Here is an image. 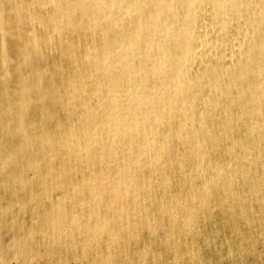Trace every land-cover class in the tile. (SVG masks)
<instances>
[{"label":"rangeland","instance_id":"obj_1","mask_svg":"<svg viewBox=\"0 0 264 264\" xmlns=\"http://www.w3.org/2000/svg\"><path fill=\"white\" fill-rule=\"evenodd\" d=\"M14 1L19 2V3L22 2V3L26 4L28 1H31V0H0V7L1 8L5 7L7 9L10 6V4H12ZM262 1L264 2V0H262ZM32 11L28 12V14L27 13L25 14L27 17L26 19H24L25 15H23L22 16L23 20H21L19 22L15 21V23H17V24H15V26L12 28V34L9 31L11 35H14L15 32L17 31L19 34L23 35L24 37H27L26 33L28 31L30 32L32 30V32L34 34H36L38 36V38L40 37L39 49L42 52L38 53L37 56H34L30 63H25L27 61V60H25V57L18 56V54H17L18 53V47H17V45L10 43V40L12 38L9 36L8 32L5 33L4 35H2V37L0 36V41H2V43H0V101L2 100L0 102V127L2 125V127L0 128L1 129L0 130V147H1L0 148V264H264V243H263L264 232H262V230H264V217H262V219H261V216H264L263 215L264 214V211H263L264 210V203L262 202L264 200V193L262 192V191H264V189H263L264 188V186H263L264 182H262V181H264V167H263L264 166V160H263L264 159V155H263L264 154V139H263L264 138V120H263V117H264L263 109L264 108L261 107V105L264 107V105L262 103L264 101V96H263L264 93L263 94L261 93V91L264 92V90H263L264 85H261L260 83L255 82V79H254V77L259 78L260 76H262V74L264 72V63L260 68L258 67V64H255L254 66H250L252 72H249L248 75L249 76L252 75L253 78H251L252 79L251 82H247V83L246 82L244 83L243 80H241L244 83V85H242L241 81H235V83H230L228 79L230 78V76H232V74L234 75L233 77H238L239 75L243 74L244 72H245L244 74H246V72L248 73V71H250V68H247V67H249V65L248 66L245 65L243 67L241 74H238L239 72L235 69V67H232L233 69L229 67V68H227L228 70L222 71V74L220 75V77L222 76L221 78L219 76L216 77V75H215L216 72H219L218 71L219 69H216V68L223 67L224 63L227 62V59L226 60L222 59L224 61H222V60L216 61V59L213 55L216 53L219 54L220 52H224V51L227 52V48H230V42H228L229 43L228 44L227 41H230L231 39H234V38H240L237 36L238 34H235L234 33L235 31L233 29H231V30L229 29L230 31H228L229 33L227 34L228 38L224 36V37H222L224 39H222V38H218L220 35L213 33V29L207 30V32H208L207 36H206L207 40L211 38V41H213V40H215L213 38L216 37L219 39V40L217 39L216 41L221 43V44L223 43L222 45L225 47H222V45L221 46L217 45V47H215L216 49L214 48V50H212V51L210 49L209 54H208V52H206V55L204 57L206 59L203 58L204 60H207V57H208L209 62L207 64L202 65L198 61H196L194 63L196 67L190 68V70L193 69L192 71H190L188 69L189 70L188 74H187L188 77L191 78V80L193 79L192 81L193 82L195 81V84H196V82L198 83L195 86V85H193L194 83L190 81V83H189L190 86L189 85L187 86L188 91L185 90L188 92V94H187V92L184 91L183 93L186 95V97L182 96L183 97L182 98L180 96L182 99L185 98L188 101H186L184 99L185 103L179 104V100H176L177 99V97H176L177 95H176L173 98H171V102H170V104L172 106L174 104L173 107L179 106L180 110L184 111V112H182L183 114L191 115L192 112L195 113L196 112L195 110H197L199 115L197 112H196V114H193V118H191L190 121L188 122L189 123L188 127L183 128V125H185L184 118L182 117L183 119L182 118L178 119L179 123H180V126H178V124H179L178 120H177V122H176V120L174 122L172 121V119L174 117V115H173L174 113L173 114L171 113L168 116L169 118L167 117L169 123L165 122V124H164L165 126L163 125L164 127H162L160 125L157 128H154L152 131H150L153 136L151 135V133H150V135L149 134L147 135L148 138H152V139L154 138L153 140L156 141V145H155L154 149L158 150V151L156 150V152H159V153L162 152L161 153L162 158L159 157V159H156L155 161H154V159L150 160L151 162L148 161L149 163L147 162L148 164L147 163L145 164V160L143 158L144 157L143 152H140L141 156L139 154L137 165L136 164L130 165L134 171V172H132V176L135 175L136 178H135V176H133V178H131L132 182L130 181V178L120 180L121 183L116 180L117 183L115 186L114 184L116 181H112V184H110L111 180H115V178H114V174L111 173V172H114V170H113L114 167L111 164V162L109 161V155L110 154H108L107 148H102V152H100L101 150L99 151L100 155H102L103 158L105 157L104 160H102L101 164L93 165L92 164L93 157H94V155L97 154L96 149H94L95 147H92L93 149H91L90 146H87V154H88L87 158H80V160H78V159L76 160V156H74L73 154L70 155V153L66 150L65 145L62 146L60 144L57 147L54 146V147H51L50 149L47 148V150L45 149L46 151L43 149L41 150V148L38 147L39 145L37 144L38 140H37L36 134L37 133L41 134V132L46 133L48 135V137L54 141L57 140V138L59 137L58 133L60 132L64 136V137H62V143H64V144L69 143L68 142V140H69L68 137H70L68 134L69 131L67 132V129L64 128L65 124L68 122L66 120H67V118H70L72 121L77 119L78 117H80L82 115L83 111H81V107H77L76 109H72V111H61L60 109H58L60 102L64 101V99H65V96H62V94L64 95V93H63V90L60 86L61 85L60 82H62V78H65V76H67L70 79H74L78 76L76 73L73 74L69 70V64L73 63V60L65 58V56H68V53L70 52V49H71L68 47L69 43L63 42L61 45H59V47L62 48V52L64 53V57H63L64 62L59 60V58H58L59 56L56 53V51L58 50L57 49V47H58V45H57L58 44L57 32L60 31V33L64 35L63 37L65 38V41H68V40H70V38H69V36L71 35L70 33H72L71 30L69 31V29L63 25V23H60L59 25H57V27L47 28V30H44L38 24H36L38 22V20H40L36 16L40 15V16L48 18L49 15H47V11L45 12L44 10H41L40 8H36V9L34 8ZM33 17H35L36 19L33 20L32 25H31V24H29L30 21H28V20H29V18H33ZM252 18H248L249 19V21H247L248 23L245 22L247 24L246 28L242 29V30L248 32L247 34H249L251 32L249 34L251 36V38L249 35H248L249 38H247L249 40L248 43L250 45L252 44L251 46H257L256 44L259 45L260 43H262L264 41L263 40L264 38H261V36H260L261 33H263L262 31L264 30L263 29L264 25L260 22V20H258V16L256 18L255 17L253 18L254 20L256 19L255 21H252L253 20ZM4 20L7 21L8 23H10V25H11L13 23L12 21L16 20V18L15 19L5 18ZM250 21H252V22H250ZM33 24L35 25L34 27H36V26L37 27L32 28ZM248 24H249V26H248ZM258 25H261V28ZM262 25H263V27H262ZM215 27H216V25H215ZM253 29H254V34H252ZM214 30L217 32L216 28H214ZM76 33L79 34L78 32H76ZM230 33H232V34H230ZM238 33L244 34L245 32L243 33V32H241V30H239ZM257 33H258V37L261 39L260 41L257 40V39H259L258 37H256ZM212 34L214 36H212ZM72 35H74V34H72ZM46 36H49L50 38L45 41ZM50 39H52V40L49 42ZM221 39H222V41L224 40L225 43L222 42ZM3 40H4L5 44H3ZM250 40L253 43L252 42L250 43ZM226 44H228V46H226ZM168 45L170 46L171 43ZM175 45L176 44L174 43L171 46L175 47ZM219 46L221 48H219ZM218 49H219V52H218ZM204 53L205 52H203L202 56H204ZM210 55L213 58L210 57ZM251 57H253V59H257L256 60L257 62H258L259 58L264 62V60H263L264 54L260 53V51H256L255 49H253V52H251ZM181 61L182 60L176 59L175 60L176 64L174 63V65H180V63H182ZM214 62L216 64H214ZM219 63L222 64V66L218 65ZM208 66H210V68H208ZM218 66H220V67H218ZM255 66H257V67H255ZM195 68H196V70H194ZM211 68H212V70L207 71ZM32 69L34 70V73L39 74L38 76L40 79L37 80L36 77H34V79L32 78ZM213 69H214V71H213ZM82 70H84V68ZM205 72H208V74H209V75L207 74L208 79H207V77H205L206 75H204V74H206ZM189 73H190V75H189ZM40 74H41V76H40ZM63 74H65V75H63ZM193 74L195 75V78H194ZM202 74H203V76H201ZM212 74H214L215 76L214 75L213 76L216 78L211 77ZM257 74H259V75H257ZM198 76H199V79H198ZM226 78H228V79H226ZM197 79H198V81H197ZM213 79H218V80H216V82L213 83V81H212ZM50 80H51V82H50L51 84L49 83ZM208 80H211V81L208 82ZM90 81H91V79H90ZM203 81H205V83ZM91 82H94V80ZM218 82L220 84L222 82H224V83L222 85H219ZM226 82H227V84L230 83V86H232V84H233V87H232L233 89L230 88V86H229L224 91V93H222L221 92L222 87H225L227 85V84H225ZM16 83L17 84L19 83V85L17 86ZM24 83L26 84V86ZM27 83H29V84H27ZM191 83H192V85H191ZM239 83L242 87L239 85ZM250 83H251V86L249 85ZM90 84H92V83H90ZM234 84L236 86H234ZM255 84L257 87L254 86ZM259 84H260V86H259ZM262 84H264V83L262 82ZM218 85H219V87L222 86L220 88V91L215 90L216 91L215 92L214 90H212L213 87H211V86H214V88H216V86H218ZM191 86L199 88L200 90L199 89L193 90L195 88L192 89ZM204 86H206V87H204ZM208 86H209V88H208ZM248 86L252 87V88L256 87L258 92H257V90L255 91V89L253 92H249ZM261 86H263L262 90H260ZM88 87L89 86H87V88ZM219 87H217V89ZM239 87L242 88L243 90H241ZM23 88H24V90H23ZM25 88H26V90H28V92L25 90ZM145 88H146V86L143 87L142 89H145ZM201 88L204 90V92H203V90H201ZM206 88L209 90H207ZM235 88H238L239 90L235 89ZM43 89H44L45 94L43 93ZM228 89L231 91V92L229 91V93H227V94H229L230 97L227 96V94H225V92H227ZM244 89H245V91H244ZM145 90H143L142 93H145L146 92ZM189 90H191L192 92H189ZM197 91L200 93H198ZM207 91H209V92L206 94V96H204V94ZM234 91L238 93L239 98L236 97L237 95L234 94L235 93ZM240 91H241V93H240ZM242 91H243V96H242ZM219 92L221 93V95H218ZM189 93H192V94H189ZM195 93H198V94H195ZM210 93L212 94V96H209V95H211ZM20 94L21 95L24 94L27 96V98L26 97L24 98L25 99L24 102L22 101L24 95H22V98H19V97H21ZM193 94H195V95H193ZM260 94H262V95H260ZM179 95H181V93L178 94V96ZM196 95H198V96H196ZM231 95H232V97H231ZM234 95L237 99L235 97H233ZM251 95H252V99L250 98ZM13 96H15V98ZM42 96H43L45 102L43 104H40L38 102V100ZM195 96H196V98H195ZM200 96H202L201 99L203 98L202 99L203 101L199 100ZM207 96H208V98H212V99H209V100H208V98L205 99ZM214 96H216V97L214 98ZM162 97L167 98V95H163ZM260 97L262 98L263 101L260 99ZM16 98H17V100H16ZM80 98L82 99V101H81L82 103L87 104V103L91 102L90 100L88 101V99L85 98V95L80 96ZM224 98H226V99L224 100ZM253 98H254V100H253ZM9 99L11 102L9 101ZM26 99H28V100H26ZM18 100L23 102V104H22L23 106L18 105V103H17V102H19ZM195 100L199 104L194 103ZM207 100L209 101V103H207L208 102ZM216 100L217 101L220 100V101L217 102ZM221 100L222 101L224 100V102H222ZM27 101L28 102L30 101L28 106L24 104ZM230 101L232 103H230ZM234 101H236V103ZM188 102H189V105H187V107H188V109H187V107H185V106ZM248 102H250V104ZM190 103H191V105H190ZM200 103H203V104L200 105ZM205 103H207L208 106L211 105V107L208 108L207 104H205ZM223 103L226 105H229V106H226ZM252 103L254 104V106H252ZM204 104H205V106H204ZM220 104L222 105V107H224V109L221 107ZM259 104H261V105H259ZM202 105H203V107H202ZM212 105L214 108L212 107ZM257 105H258V107H257ZM215 106L217 107V109ZM200 107L206 108L207 111H204L205 109L201 110ZM218 107L219 108L221 107V108L219 109ZM255 107L258 110L259 109L260 110L259 111L256 110ZM18 108L19 109L22 108L21 109L22 112H20ZM211 108H212V110H211ZM227 108H229V109L226 110ZM213 109H215V111H217V114ZM242 109L243 110L245 109V111H243ZM252 109L255 112H252ZM222 110H224L223 113H225V114H222ZM187 111H189V113L190 112L191 113L189 114ZM211 111H212V113H211ZM228 111H230V112H228ZM256 111H258V115H257ZM226 112H228V113L226 114ZM240 112H242V113H240ZM204 113H206V114H204ZM259 113H260L261 117H260ZM41 114H45L46 116H50L49 120L47 119L46 121H43V119L41 118ZM218 114H220V115L218 116ZM228 114L230 115V117L227 116ZM241 114L244 115L245 117L244 116L241 117ZM17 115H18V117H16ZM19 115H21V117ZM31 115H32V117H31ZM203 116H204V119H203ZM211 116L214 118H212ZM231 116H233V118L235 117L237 120L233 119ZM62 117H64V118H62ZM207 117L211 122L214 121V119L217 120L218 122L214 121V122H216V125H215L214 122H212L213 123L212 124L210 121H208V119H207V121H204V120H206ZM228 117L230 118V120ZM237 117L240 118L241 120H239ZM31 118H33V119H31ZM16 119H19L20 122L17 121ZM196 119H198V120H196ZM257 119H258V121L260 119V122L256 123L255 121H257ZM224 120H226V122L229 121L228 124ZM234 120H236L237 122ZM47 121H48V123H47ZM53 121H57V122L53 123ZM198 121H200V123ZM201 121L206 122V123L205 124L201 123ZM16 122L20 123L19 124L20 126L18 125V123H17V125H18L17 126ZM233 122L236 125L231 124ZM166 123L169 125L166 126L167 125ZM254 123L256 125H254ZM200 124L208 127L207 128V127L202 126L203 128L206 129V131H205V129L203 130V128L200 127ZM208 124H210V125H208ZM211 124H212V126L215 127V128H213L214 130H210L212 128ZM220 124H221V126H220ZM222 125L223 126L226 125V126H224L225 129L222 128L223 127ZM231 125H233V127ZM253 125H254V127L258 128L257 132H255L256 129L253 127ZM57 126H59V127L57 128ZM210 126H211V128H209ZM237 126H239L240 128L239 127L237 128ZM178 127H180V128H178ZM181 127L184 129V130H182L184 133H182L181 131H180L181 133L179 132V130L182 129ZM191 127L193 128L194 132H196V133L198 132V134H202L206 138L209 137V138H207V140H209L210 138H213L215 141H217V142L214 141L215 147L214 146L213 147L215 149L208 148L209 146H208L207 142L210 143V140L209 141L206 140V141H203L201 143H198L192 136L193 134L191 133V131H192ZM216 127L217 128L219 127V128L217 129ZM159 128H161V129H159ZM166 128H168L169 130ZM220 128H222L223 130ZM227 128L228 129L230 128L231 130H228ZM250 128H251V130H250ZM47 129H48V131H47ZM165 129L167 131H169V135L167 137L168 144L165 142L166 141L165 139H163L162 137L160 138V136H161L160 130H162V132H163ZM187 129H188V131H185ZM233 129L235 131L238 130L239 132L236 131V133H235V131ZM20 130H22V131L20 132ZM207 130H209V131H207ZM219 130H221V132ZM262 130H263V132H262ZM49 131H51V132L49 133ZM155 131H158L157 134L155 133ZM172 131H176V132H172ZM63 132H64V134H63ZM171 132L174 133L175 135L174 134L172 135ZM177 132L180 134L176 135ZM210 132H213V134L214 135L216 134V136L212 135V133L210 135ZM8 133H10V134H8ZM20 133H24V135L22 134V136H19ZM154 133L156 134L157 137L155 136ZM207 133H209V134H207ZM225 133H228V134L230 133L231 135L229 134V136H228V134H227V136H226ZM7 134L10 137H8ZM222 134H223V136H222ZM219 135L221 136V139H220ZM17 136H19V137H17ZM176 136H178V137H176ZM238 136H240L241 138H239ZM216 137H218V138H216ZM226 137H227V139H226ZM237 137H238V140H237ZM176 138H177V140H175ZM229 138H231V139H229ZM249 138H250V140H248ZM260 138H261V140H260ZM224 139H225V141H224ZM239 139L241 141H243V140L245 141L247 139L245 142H248V143H245L244 141H243L244 143H242L240 141V143H242V144H240ZM17 140H19V141H17ZM123 140H124V138L120 137L119 142L116 143V146H117V148H119L120 144H122L120 147L123 146V149L126 147V149H124V150L122 149L123 150L122 152H125V153L123 154L122 152H119V154L121 156L119 154H117V155L115 154L114 156L110 155V157L113 158L114 160L116 158L119 160L118 164L121 166V168L123 166L124 167L129 166L127 164L126 160H127L128 156L132 154L133 150H137V148L142 149V147H139L140 145L138 142L135 144V142L139 140L138 138H135L132 141L133 145L128 146L129 148H127V145H124L125 142ZM219 140H220V142H219ZM227 140H228V142H227ZM235 140L237 142H235ZM221 141H224L225 144H223L224 142L222 143ZM231 141H232V143H234V142L235 143L232 144ZM22 142H23V144H22ZM177 142H178V145H177ZM230 143L232 144V146ZM253 143H254V145H253ZM258 143H263V144L259 145ZM226 144L231 146V147L229 146V148L231 149V151L233 150L232 153ZM192 145L195 149L196 148L204 149L205 155L203 157L207 161L203 162L201 159V155H198L194 152L197 158L195 157V155L192 153L193 151H190ZM234 145H235V147H234ZM180 146H182V147H180ZM184 146H186V147H184ZM217 146H219V147H217ZM242 146H243V148H242ZM248 146H250V149H248L249 152H252V153H249L247 151V148H249ZM259 146L261 148H259ZM8 147H9V149L7 150ZM24 147H26V148H24ZM206 147L208 149H206ZM254 147L256 149L257 148H259V149H257V150L255 149V152H254ZM20 148H21V150H20ZM132 148H134V149H132ZM177 148H179V150ZM219 148L221 151L218 150ZM141 149H140V151H141ZM172 149L177 150V151H173ZM260 149L261 150L263 149V151H261ZM184 150H186V151H184ZM42 151H44V153ZM148 151H149V155L151 153H154L152 150H148ZM166 151H168V152H166ZM187 151H188V153H187ZM214 151L216 152V154H214L215 153ZM223 151H227L228 156L226 155V152H223ZM239 151H243V153L239 152ZM174 152H176V153H174ZM183 152H184V154L185 153L186 154L184 155ZM245 152H246V154L244 155ZM1 153H3V154H1ZM27 153H29V154H27ZM237 153L240 155V156L238 155V157H240L244 160H242L240 158H239L240 160L239 159L237 160V158H238L236 156ZM255 153H256V157L253 156V155H255ZM257 153H259V154H257ZM261 153L263 156L261 155ZM64 154H65V156H64ZM178 154H180V155H178ZM182 154L185 157L182 156ZM242 154L244 156H246L248 154L249 157L248 156L244 157ZM192 155H194V157ZM207 155L210 157H208ZM171 156H173L174 159ZM175 156H177L178 157L177 159H179V160H177ZM250 156L252 157V159ZM257 156H258V158H257ZM259 156H260V158H259ZM230 157H233V159H231ZM160 158L163 159L162 160L163 162L160 161L161 160ZM182 158L183 159L186 158V159L182 160ZM195 158L198 160H195ZM122 159H124V160H122ZM214 160H215V162H214ZM240 161H242V163ZM252 161H253V163H252ZM261 161H262V163H261ZM156 162L158 164H156ZM161 162L164 164H162ZM178 162L180 164L179 166L177 164ZM199 162H201V163H199ZM207 162H208V164H211L210 165L211 168L209 165H207ZM106 163L108 165H106ZM143 163H144V165H142ZM190 163H192V164H190ZM221 163H223V165ZM227 163H229V166ZM230 163H232V164H230ZM41 164H42V166H41ZM174 164L176 166H174ZM182 164H184V166ZM193 164H199L200 166L202 164H204L202 166H205V165L206 166L205 167L201 166L202 167L201 168L198 165V167H199L198 168V167H195L197 165H193ZM234 164H235V166H234ZM238 164H239V166H238ZM253 164H256V165L253 167ZM139 165H141V166H139ZM161 165L164 166L165 168L161 167ZM191 165H193V166H191ZM218 165H219V167H218ZM246 165H248V167ZM38 166H41V167H38ZM96 166H98V168ZM223 166H224V168H223ZM256 166L259 168L257 169ZM124 167H123V169L125 171L126 168H124ZM154 167H159V168L155 169ZM172 167H174V169ZM181 167L183 170L181 169ZM225 167L230 168L231 170H233V169L234 170L231 171L230 169L229 170L227 169V171H224L226 169ZM239 167L243 168V171L241 168L239 169ZM255 167H256V169H255ZM95 168H97V169H95ZM171 168H172V170H171ZM186 168H188V169H186ZM190 168L191 169L193 168L192 169L193 171H191ZM207 168L209 170H213V171L217 170L216 172L219 171L218 174H220V175H218L216 172H214L217 175L214 174V176H213V171H209V170H207ZM249 168L251 169L250 171L248 170ZM105 169H106V172H105ZM136 169H137V171H138V169H140V171L135 172ZM175 169H177V172ZM235 169L239 170V172H237V170H235ZM90 170L93 172H95V170H96V172H98L97 173L98 176L96 175L93 178L90 177L89 176ZM142 170H143V173L145 174V176L148 174L151 176V178H150V176L148 177V175L146 176L148 178H146V177L143 178L144 174H141ZM189 170L191 172H189ZM222 170H223V172H222ZM252 170L254 171V173H256L255 175H254ZM155 171H157V172H155ZM158 171H159V173H158ZM206 171L208 174H206ZM230 171L233 174L229 173ZM244 171L246 172V174L248 173V176L245 174ZM166 172H168L169 175L172 176V178ZM225 172H228L227 173L228 177H227ZM251 172L253 173L252 174L253 176L251 175ZM258 172H260V173H258ZM106 173H109V176ZM139 173H140V176H138ZM112 174H113V177H112ZM160 174H162V175L164 174L162 178H161L162 175H160ZM196 174L197 175L199 174V175L197 176ZM202 174H203V176H202ZM229 174H231V175H229ZM57 175H58V177H57ZM85 175H86V177H85ZM174 175H176V176H174ZM234 175H236V176H234ZM240 175L242 178H240ZM260 175H262L263 178ZM75 176L76 177L79 176L80 178L79 177L76 178ZM88 176H89V178H88ZM106 176H107V178H106ZM141 176H142V178H140ZM173 176H174V178L176 177L175 178L176 180H178L179 182H182V183H179L178 181L173 179ZM223 176H226V177H223ZM98 177L99 178L102 177L101 181ZM167 177H168V179H167ZM184 177L186 178L185 181H184ZM196 177H198V178H196ZM243 177H245V178H243ZM252 177H253V179H252ZM108 178L111 180H109ZM137 178H138V180H137ZM157 178H159V179H157ZM164 178H166L167 180ZM212 178H214V179H212ZM257 178L259 181H257ZM103 179H104V182H103ZM134 179H135V182H134ZM169 179L171 182H169ZM204 179H205V181H204ZM218 179L221 181H218ZM245 179L248 181H245ZM250 179H251V181L253 180L252 181L253 185H252ZM127 180H129V181H127ZM139 180L141 182H139ZM149 180L151 181V183L149 182ZM154 180L158 186L155 184V182L152 183ZM193 180H195V181L198 180V181L195 182ZM212 180L215 183L212 182ZM240 180L242 182H239ZM98 181H100V183ZM123 181H127V182L123 183ZM163 181L165 182L166 185L162 184ZM209 181H210V183H209ZM223 181L225 182V184L223 183ZM235 181H237L238 183H236ZM83 182H84V185H83L84 187L86 185L88 186L87 189H84L81 186L83 184ZM113 182H114V184H113ZM157 182H159L161 184H159ZM175 182L176 183L178 182V183L175 185ZM188 182L190 184L192 182L191 186ZM200 182H201V184H200L201 186L197 185ZM216 182H221V183L217 184ZM244 182H246V183H244ZM107 183L110 185L108 186ZM139 183L142 185H140ZM143 183L145 185H146V183L147 184L150 183L151 185L149 184L150 186H148V185L144 186ZM171 183L173 186L171 185ZM226 183H227V185H226ZM229 183L231 185L233 184L235 186H233V185L231 186ZM101 184L103 185L104 188L102 187ZM131 184H133V185H131ZM152 184H154L155 186H153ZM202 184H204V185L202 186ZM243 184H244V186H243ZM111 185H113V186H111ZM123 185H128L129 188H124ZM210 185H211V188H210ZM246 185L248 186L247 188H246ZM147 186L150 188L149 189L145 188ZM161 186H162V188L160 189ZM193 186L195 187V189ZM220 186L222 187L221 190H220ZM226 186H228V187L226 188ZM229 186H231V187L229 188ZM58 187H59V190H57ZM114 187H116V188H114ZM132 187H134V188H132ZM139 187H140V189H139ZM156 187L158 188V190ZM212 187H214V188H212ZM235 187H238V189H240L241 191L239 190V192H238V189ZM250 187L252 189H254L255 191L252 190ZM93 188H95V189H93ZM105 188H106V190H105ZM108 188L110 189L111 193L109 192ZM167 188L169 190L170 189L171 190L168 191ZM197 188L199 189L198 191L196 190ZM202 188L206 189V190H202ZM217 188H219V190ZM64 189L66 192L64 191ZM133 189H135V191L137 190V192L135 193V191ZM208 189H209V191H207ZM250 189H251V191H250ZM87 190H88V192H87ZM90 190H92V191H90ZM96 190L97 191L99 190V191L96 192ZM116 190H117V192H116ZM152 190H153V193H152ZM193 190H194V194L196 195L195 196L196 198L194 197V200L192 197L194 195V194H192ZM200 190H202L201 193H200ZM222 190H224V191H222ZM226 190L230 191V192H227ZM242 190H244V191H242ZM247 190H249V191H247ZM163 191L166 195L163 194ZM187 191L188 192L190 191L191 193H188ZM257 191L261 195L258 194ZM142 192H143V194L146 192L148 197H147V195H143ZM159 192L162 195V198H161V195L159 194ZM224 192H227V196H226V193H224ZM247 192H248V194H246ZM98 193H99V195H98ZM100 193H103L104 195H102V194L100 195ZM106 193L107 194L110 193L109 194L110 196H108ZM123 193H124V195H123ZM131 193H133L132 194L133 196L131 195ZM168 193L170 195H168ZM234 193H238L240 195H238V194L234 195ZM121 194H122V196H121ZM140 194H142V195L140 196ZM153 194L159 195L160 198L156 195H153ZM231 194H233L232 197H231ZM253 194H254V196H253ZM256 194H258L257 195L258 197L256 196ZM117 195H119V198ZM171 195H173V196H171ZM189 195L190 196L192 195V196L189 197ZM199 195H201V196L199 197ZM208 195H210V196H208ZM111 196H112L113 200H112ZM134 196H135V198H134ZM167 196H168V198H170V201L168 200ZM228 196L230 198H228ZM239 196L241 199L238 198L239 199L238 200L237 197H239ZM255 196L257 198L256 200H255ZM145 198L146 199L148 198L149 200L147 199V201H146ZM158 198L160 199V201H158ZM175 198H176V200H175ZM191 198H192L193 203L191 201ZM212 198H214V200ZM97 199H99V200H97ZM128 199H130V200H128ZM139 199L140 200L142 199L141 200L142 202ZM181 199H182V201H181ZM208 199H209V203L207 201ZM230 199H231V202L229 201ZM242 199H245L244 200L245 202L248 199L249 202L247 201V203H249V204L241 201ZM116 200H117V202H116ZM150 200L155 202V204L153 202H150ZM185 200H188V201H185ZM198 200H200V202ZM210 200H212V202ZM222 200H224V201H222ZM226 200H228L227 203H226ZM86 201L88 202V204ZM111 201H112V203H111ZM167 201H169V202H167ZM194 201L196 204L194 203ZM93 202H95L94 205H93ZM159 202H161V203L159 204ZM185 202H187L188 205H186ZM202 202H203V205H200L199 203L202 204ZM221 202H223V203H221ZM96 203H97V205H96ZM120 203H121V205H120ZM230 203H231V207L229 206ZM235 203L237 206H239V208H236L237 206L235 205ZM256 203H258V204H256ZM156 204H158L159 207ZM161 204L166 207V208L163 207V208H165V210H162L163 208H161V206H162ZM178 204H180V206ZM198 204L200 207L198 206ZM205 204L208 206L205 207L206 206ZM227 204H228V206H227ZM240 204H244L245 206L240 205ZM183 205H184V207H183ZM232 205L236 206L235 208L237 209V211L235 210V208ZM249 205H250V207L251 206L252 207L249 208ZM241 206H243L245 208L243 209V207H241ZM50 207H51V209H50ZM185 207H187V208H185ZM212 207H213V209H212ZM227 207H230V208H227ZM112 208H114V210L116 209L117 212H115L116 210L114 211ZM178 208L181 210H179ZM182 208H183V210L184 209L185 210L183 211ZM195 208H197V209H195ZM255 208L258 212H256V210L254 211ZM54 209H55V211H54ZM155 209H157V210H155ZM166 209H169V211ZM186 209H188L187 212H186ZM229 209L230 210L232 209V210L230 211ZM239 209H241V210H239ZM259 209H261V210H259ZM170 210H172L173 212ZM220 210L221 211L223 210L222 212H224V213H222ZM110 211H111V215H110ZM158 211H160V212H158ZM181 211L185 214L181 213ZM232 211L235 214H233ZM118 212H120V214ZM164 212H166L167 214ZM220 212L222 213V215ZM179 213H180V216L177 215ZM242 213H245V214L248 213V215L245 216V214H242ZM223 214H225V215H223ZM236 214H237V216H234ZM175 215H177V216H175ZM211 215H212V217H211ZM227 215L228 216L230 215V216L228 217ZM183 216H185L186 219L183 218ZM221 216H222V218H221ZM257 216H260V217L258 218ZM87 217H88V219H87ZM171 217H173L174 220ZM190 217H191V219L193 217V220H191ZM239 217L243 220H240ZM246 217H247V220H245ZM117 218H119L118 219L119 221L117 220ZM175 218L179 219V220H176ZM180 218L181 219L183 218V219L181 220ZM248 218L250 221L252 220L251 224H250V221H248ZM202 219H204V220H202ZM210 219H212L213 221L212 220L210 221ZM225 219H227V220L225 221ZM231 219H232V221H229ZM84 220H87V221H85V223H84ZM235 220L237 221V223ZM104 221L106 222V224L104 223ZM179 221H180V223H179ZM206 221H208V222H206ZM241 221H244V222H241ZM109 222H110V224H108ZM176 222H177V226H175ZM185 222L187 225L185 224ZM102 223H104V224H102ZM189 223H191V224H189ZM227 223H228V225H226ZM245 223H247V225ZM122 224H123V226H122ZM243 224H244V226H243ZM249 224H250V226H249L250 228L248 227ZM99 225H102V226L104 225L105 228H107V226H109V228H107V229L111 230V233L108 234L107 232H104L105 230L107 231V229H102L103 230L102 231L101 229H99ZM119 225H121V226H119ZM179 225H181V226H179ZM184 225H186L185 227L187 229L184 227ZM194 225L195 226L197 225L195 227V229L193 227ZM260 226H261L262 230H261ZM120 227H122V228H120ZM172 227H175V228H172ZM92 228H94V231ZM110 228H112V229H110ZM177 228H178V232H176ZM179 228H180V230H179ZM196 228H197V230H196ZM199 228H200V230H198ZM237 228H238V230H237ZM119 229H121V231H119ZM173 229H175L176 231L174 232ZM184 229L188 232H186ZM190 229H192V230L190 231ZM241 229H242V231H241ZM194 230L197 232L199 231V232L197 233ZM179 231H181V232H179ZM189 231H190V233H189ZM193 231H194V233H193ZM112 232L114 233V235ZM117 232L119 235L117 234ZM171 233H173V235ZM178 233L182 234L183 236L178 234ZM111 234H112V236H111ZM177 234H178V237H177ZM189 234H191V235H189ZM259 234L260 235L263 234V236H260ZM103 235H106V237L111 236L113 239L111 237H108L109 238L108 239ZM238 235H240V236H238ZM179 236H180V238H179ZM248 236L250 237V239L248 238ZM116 237H118V238L116 239ZM173 237L174 238L176 237L175 238L176 240H174ZM183 237H184V239L186 238L185 239L186 241L183 239ZM103 239H105V240H103ZM179 239L182 241H180ZM237 241H239V242H237ZM176 243H177V246L175 245ZM237 245L240 246L239 249H238L239 246H237ZM175 261H178V262L175 263Z\"/></svg>","mask_w":264,"mask_h":264},{"label":"bare ground","instance_id":"obj_2","mask_svg":"<svg viewBox=\"0 0 264 264\" xmlns=\"http://www.w3.org/2000/svg\"><path fill=\"white\" fill-rule=\"evenodd\" d=\"M36 9V8H40L41 10H44L45 12L47 11V17H43V16H40V15H37L36 17L40 20H38V22L36 24H38L41 28H43L44 30H47V28H54V27H57V25H59L60 23H63V25L69 29V31L71 30L72 33H70L71 35L69 36L70 40L68 41H65V38L63 37L64 35L60 33V31L57 32V41H58V47H57V55L59 56V60L63 61V57H64V53L62 52V48L59 47V45H61L63 42L65 43H69L68 47L71 48L70 49V52L68 53V56H65L66 59H72L73 60V63H70L69 64V70L74 74L76 73L78 76L74 79H70L68 78L67 76H65V78H62V82H60V86L63 90V93L64 95L62 94V96H65V99L64 101L60 102L59 104V107L58 109H60L61 111H72V109H76L77 107H81V111H83L82 115L80 117H78L77 119L75 120H71L70 118H67L66 121H68L66 124H65V127L67 129V132L69 131V136L68 137V142L69 143H62V137H64L60 132L58 133V138L57 140H51L48 135L44 132H41V134H36L37 135V140H38V147L41 148V150H47V148H51V147H57L59 146L60 144L62 146L65 145L66 147V150L70 153V155H74L76 156V160H80V158H87V146H90L91 149H93L92 147H95L94 149H96V155H94L93 157V160H92V164L93 165H96V164H101L102 160H104V158L102 157V155H100V152H102V148H107L108 149V154L114 156L115 154H119V152H122L124 149H126V147L123 149V146L120 147L122 144H120L119 148H117L116 146V143L119 142V139L120 137L124 138V142L125 144L124 145H127V148H129L128 146L130 145H133L132 141L135 139V138H138L139 140L135 142V144L138 142L139 143V147H142L141 148H137V150H133L132 154L128 156L127 158V164L129 165L128 167L127 166H123L124 168H126V170L124 171L123 167L121 168V166L118 164V159L116 158L115 160L113 158L110 157L109 155V161L111 162V164L113 165L114 167V172H111L114 174V178L115 180H111V183L112 184V181H119L120 180H123V179H129L130 178V181H131V178H133V175L132 176V172L133 169L131 168L130 165L132 164H136L138 163V157H139V154L141 156V153L140 152H143V155H144V160H145V164L149 161L151 162L150 160H153L154 161L156 159H159V157H161V153L159 152H156V150L154 149L155 145H156V141L153 140L152 138H148L147 135L149 134L150 135V131H152L154 128H157L158 126H162L164 127L165 125V122L169 123L167 117L172 113H174V117L172 119V121L174 122L180 118H184L185 120V125H183V128L185 127H188L189 125V121L191 118H193V114H196V112L198 113L197 110H195L196 112L193 113L192 112V116L191 115H188V114H183L182 112H184L183 110L181 111L180 110V107L176 106V107H173V106L170 104L171 102V98H173L174 96L177 97L176 100H179V104L180 103H185L184 102V99H182L184 96L186 97V95L183 93L185 90H187V86L189 85L190 81L193 82L191 80V78L188 77V71L190 70V68L192 67H196L195 66V62L198 61L200 64H207L209 61H208V57H207V60H204L206 58L205 55H206V52H210V49L211 51L214 50L215 47H217V45H222L221 43L217 42L216 40L218 38H222V37H227V34L229 33L228 31H230L231 29H233L235 32V34H238L237 36L240 37V38H234V39H231L230 41H227L226 38L225 40L228 42H230V48H227V52H220L219 54L216 53L214 54L213 56L215 57L216 61L217 60H222V59H227V62L224 63L223 67H220V68H216V69H219L218 71L219 72H216L215 75L216 77H220V75L222 74V71H226L228 70L227 68H232V67H235V69L239 72L238 74H241L242 73V70H243V67L245 65H249V67L247 68H250V71H248V73L246 72V74H241L239 75L238 77H233L234 75L232 74V76H230V78H226L229 80L230 83H235V81H241L243 80V82L247 83V82H251V76H249V72H252L251 71V67L250 66H254L255 64H258V67L260 68L262 65H263V61L259 58L258 59V62L256 61L257 59H253V57H251V52H253V49H255L256 51H260V53L264 54V41L262 43H260L259 45L256 44L257 46H251L249 43H248V35L247 34L248 32L246 31H243L242 29H245L246 28V23L247 21H249L248 18H252L253 16L256 18L258 16V20H260V22L264 25V2L262 0H31V1H28L26 4L25 3H22V2H13L12 4H10V6L6 9L5 7H0V36L2 37V35H4L5 33L8 32L9 36L12 38L10 40V43H13L15 45H17L18 47V56L20 57H25V60H27L25 63H30L33 59L34 56H37L38 53L42 52L40 49H39V39L40 37L38 38V36L36 34H34L32 32V30L29 32L26 33L27 37H24L23 35L19 34L17 31L15 32L14 35H11L12 34V28L15 26V21L19 22L22 19V16L25 15L26 13L28 14V12L32 11L33 9ZM33 12V11H32ZM34 13V12H33ZM257 15V16H256ZM253 17V18H254ZM5 18H12V19H15L14 21H12L13 23L10 25V23H8L7 21H5L4 19ZM26 15H25V18L26 19ZM34 18V19H33ZM33 18H29L28 21L29 24L32 25V22L33 20H35L36 18L33 17ZM252 18V19H253ZM248 19V20H247ZM256 20V19H255ZM254 19L252 21H255ZM250 21V22H252ZM27 22V21H26ZM259 22V21H258ZM259 22V23H260ZM28 23V22H27ZM248 23V22H247ZM21 24V23H20ZM256 24V23H255ZM216 25V27H215ZM251 25V24H250ZM257 25V24H256ZM262 25V27H263ZM35 25L33 24L32 28L34 27ZM249 26V24H248ZM260 26L261 28V25H258ZM37 27V26H36ZM34 27V28H36ZM244 27V28H243ZM214 28L217 29V32L214 30ZM210 29L212 30L213 29V33H216L218 35H220L218 38H213L215 40L211 41V38L210 39H206V36H207V30ZM230 29V30H229ZM264 29V28H263ZM241 30V32H245L244 34H240L238 33V31ZM256 30V29H255ZM11 34H10V32ZM47 32V31H46ZM76 32H78L79 34H77ZM212 32V31H211ZM263 33H261V38H264V30L262 31ZM48 33V32H47ZM46 33V34H47ZM41 34V33H40ZM74 34V35H72ZM232 34V33H230ZM254 34V29H253V33ZM43 35V34H42ZM212 36H214L212 34ZM250 36V35H249ZM43 37V36H42ZM256 37H258V33L256 35ZM50 37L49 36H46L45 38V41L47 39H49ZM251 38V36H250ZM259 38V37H258ZM224 39V38H222ZM221 39V41H222ZM52 39L49 40V42L51 41ZM219 40V39H218ZM229 40V39H228ZM257 40H261L260 38L257 39ZM264 40V39H263ZM224 42V40L222 41ZM252 41L250 40V43ZM0 43H2V41H0ZM176 44L175 47L173 46H169L168 44ZM225 43V42H224ZM253 43V42H252ZM3 44H5L4 40H3ZM229 44V43H228ZM228 44H226V46H228ZM219 46V48H221ZM222 47H225L222 45ZM216 49V48H215ZM224 50V49H223ZM217 51V50H216ZM203 52L204 53V56L203 55ZM218 52H219V49H218ZM253 54V53H252ZM179 56V57H178ZM258 56V55H257ZM210 57H212L210 55ZM260 57V56H259ZM204 58V59H203ZM213 58V57H212ZM178 59V60H182L180 63V65H174V63L176 64L175 60ZM211 60V59H210ZM264 60V58H263ZM224 61V60H222ZM53 62V61H52ZM64 62V61H63ZM197 62V63H198ZM212 62V61H211ZM210 62V63H211ZM178 63V62H177ZM198 63V64H199ZM212 64V63H211ZM214 64H216L214 62ZM54 65V64H53ZM218 65H221L222 64H218ZM217 66V65H216ZM201 67V66H200ZM257 67V66H255ZM53 68V67H52ZM84 68V70H82ZM208 68H210V66H208ZM207 68V69H208ZM56 69V68H55ZM189 69V70H188ZM199 69V68H198ZM206 69V70H207ZM215 69V68H214ZM213 69V71H214ZM233 69V68H232ZM60 70V69H59ZM193 69H191L190 71H192ZM196 70V68L194 69ZM201 70V69H200ZM212 70L209 69L207 71H210ZM247 70V69H246ZM199 71V70H198ZM230 71V70H229ZM254 71V70H253ZM204 73V72H203ZM206 75L205 77H207L208 79V72H205ZM210 73V72H209ZM213 73V72H212ZM195 74V73H194ZM193 74V75H194ZM208 74V75H207ZM253 74V73H252ZM261 74V73H260ZM39 74H36L34 73V70L32 69V78L34 79V77H36V79H40ZM52 75V74H51ZM65 75V74H63ZM190 75V73H189ZM198 75V74H197ZM196 75V76H197ZM214 74H212L211 77L213 78H216L213 76ZM255 75V74H254ZM259 75V74H257ZM41 76V74H40ZM192 76V75H191ZM203 76V74L201 75ZM28 77V76H27ZM53 77V76H52ZM222 77V76H221ZM220 77V78H221ZM48 78V77H47ZM194 78H195V75H194ZM201 78V77H200ZM43 79V78H42ZM93 81L94 82H91L90 81ZM198 79H199V76H198ZM197 79V81H198ZM255 82L257 83H260L261 85H264L262 84V82L264 83V72L262 74V76H260L259 78H255ZM32 80V79H31ZM196 80V79H195ZM216 80L218 79H213V83L216 82ZM227 80V81H228ZM201 81V80H200ZM211 81V80H208V82ZM18 82V81H17ZM51 82V80L49 81V83ZM205 83V81H203ZM207 82V81H206ZM225 82V81H224ZM224 82H222L221 84L218 82L219 85H222ZM242 82V81H241ZM242 82V85H244V83ZM254 82V83H255ZM92 83V84H90ZM196 86V84H198L196 82L195 84V81L193 82ZM230 83L227 84V82L225 84H227L225 87H222V93H224V91L227 89V87L230 86ZM17 84V83H16ZM21 84V83H20ZM25 84V83H24ZM29 84V83H27ZM51 84V83H50ZM202 84V83H201ZM224 84V85H225ZM259 84V86H260ZM19 85V83L17 84V86ZM22 85V84H21ZM20 85V86H21ZM146 86V90L145 89H142L143 87ZM192 85V83H191ZM200 85V84H199ZM203 85V84H202ZM212 85V84H211ZM216 86V88H214V86H211L213 87L212 90H217V91H220V88ZM240 85V83H239ZM247 85V84H246ZM251 86V83L249 84ZM19 86V87H20ZM26 86V84H25ZM87 86H89L87 88ZM190 86V85H189ZM234 86H236L234 84ZM241 86V85H240ZM256 86V84L254 85ZM28 87V86H27ZM40 87V86H39ZM53 87V86H52ZM192 87V86H191ZM206 87V86H204ZM217 87H219L217 89ZM233 87V84L232 86H230V88ZM242 87V86H241ZM249 87V86H248ZM257 87V86H256ZM255 88H252V87H249L248 91L249 92H253L254 89L255 91L257 90ZM262 87L261 86V89L262 90ZM195 88V89H193ZM209 88V86H208ZM240 88V87H239ZM260 88V87H259ZM258 88V89H259ZM19 89V88H18ZM60 89V88H59ZM142 89V90H141ZM191 89V88H190ZM193 90H198L199 88H196V87H192ZM207 89V88H206ZM233 89V88H232ZM231 89V90H232ZM235 89H238V88H235ZM241 90H243L242 88H240ZM246 89V88H245ZM244 89V91H245ZM24 90V88H23ZM26 90V88H25ZM145 90L146 92L145 93H142V91ZM200 90V89H199ZM201 90H203L201 88ZM209 90V89H207ZM239 90V89H238ZM259 90V91H260ZM264 90V89H263ZM28 92V90H26ZM41 91V90H40ZM46 91V90H45ZM52 91V90H51ZM188 91V90H187ZM185 91V92H187ZM211 91V90H210ZM229 89L227 90V92H225V94L229 93ZM22 92V91H21ZM25 92V91H24ZM23 92V93H24ZM189 92H192L191 90H189ZM195 92V91H194ZM198 92V91H197ZM204 92V90H203ZM209 91H207L204 96H206V94L208 93ZM216 92V91H215ZM231 92V91H230ZM233 92V91H232ZM235 92V91H234ZM247 92V91H246ZM258 92V90H257ZM15 93V92H14ZM43 93H44V89H43ZM178 96V94H180ZM200 93V92H198ZM198 93H195V94H198ZM214 93V92H213ZM220 93V92H219ZM218 95H221V93ZM241 93V91H240ZM245 93V92H244ZM261 93L263 94L264 92L261 91ZM45 94V93H44ZM43 94V95H44ZM183 94V95H182ZM188 94V92H187ZM189 94H192V93H189ZM193 94V95H195ZM211 94V93H210ZM216 94V93H215ZM224 94V95H225ZM235 95H237L236 97H238V93L235 92L234 93ZM260 94V95H262ZM19 95V94H18ZM21 95V94H20ZM24 95V94H22ZM22 95L21 97L19 98H22ZM28 95V94H27ZM34 95V94H33ZM82 95H85V98L88 99V101L90 100L91 102L90 103H82V99L80 98V96ZM163 95H167V98H164L162 97ZM200 95V94H199ZM202 95V94H201ZM235 95L233 97H235ZM255 95V94H254ZM253 95V96H254ZM182 98H181V97ZM191 96V95H190ZM198 96V95H196ZM195 96V98H196ZM209 96H212L209 95ZM217 96V95H216ZM214 96V98L216 97ZM223 96V95H222ZM227 96H229V94H227ZM242 96H243V91H242ZM245 96V95H244ZM264 96V95H263ZM262 96V97H263ZM15 98V96H13ZM27 98L26 95H24L23 97V102H24V98ZM188 97V96H187ZM202 96H200L199 100L203 101L201 99ZM218 97V96H217ZM224 97V96H223ZM230 97V96H229ZM228 97V98H229ZM232 97V95H231ZM235 97V98H236ZM50 98V97H49ZM194 98V99H195ZM208 96L205 98L207 99ZM227 98V99H228ZM239 98V97H238ZM249 98V97H248ZM250 98L252 99V95L250 96ZM249 98V99H250ZM11 99V98H10ZM9 99V101H10ZM38 99V98H37ZM86 99V100H87ZM189 99V98H188ZM198 99V98H197ZM209 99H212V98H208ZM217 99V98H216ZM226 98H224L225 100ZM234 99V98H233ZM232 99V100H233ZM237 99V98H236ZM235 99V100H236ZM250 99V100H251ZM260 99L262 100V98L260 97ZM17 100V98H16ZM21 100V99H20ZM28 100V99H26ZM85 100V99H84ZM186 100V99H185ZM192 100V99H191ZM207 100V101H208ZM224 100L222 102H224ZM254 100V98H253ZM252 100V101H253ZM2 101V100H1ZM0 101V102H1ZM19 101V100H18ZM188 101V100H186ZM217 101V100H216ZM220 101V100H219ZM217 101V102H219ZM229 101V100H228ZM237 101V100H236ZM236 101H234L236 103ZM243 101V100H242ZM263 101V100H262ZM11 102V101H10ZM23 102L19 101L17 102L18 105L20 106H23ZM30 102V101H29ZM29 102L27 101L26 103H24L25 105L28 106ZM38 102L40 104H43L45 101H44V98L43 96L41 98H39ZM191 102V101H190ZM240 102V101H239ZM254 102V101H253ZM258 102V101H257ZM261 102V101H260ZM176 103V102H175ZM194 103H197L196 100L194 101ZM209 103V101L207 102ZM205 103V104H207ZM230 103H232L230 101ZM229 103V104H230ZM250 104V102H248ZM247 103V104H248ZM263 105H264V101L262 102ZM261 103V104H262ZM51 104V103H50ZM199 104V103H197ZM203 104V103H200V105ZM204 104V106H205ZM222 104V103H221ZM220 104V105H221ZM224 104V103H223ZM259 104V105H261ZM17 105V106H18ZM187 105H189V102L186 104L185 107H187ZM191 105V103H190ZM226 105V104H224ZM42 106V105H41ZM198 106V105H197ZM208 106V104H207ZM217 106V105H216ZM215 106V107H216ZM226 106H229V105H226ZM234 106V105H233ZM252 106H254V104L252 103ZM184 107V106H183ZM203 107V105H202ZM200 107V109H205L204 111H207L206 108H202ZM210 106H208V108H210ZM213 107V105H212ZM222 107V105H221ZM220 107V108H221ZM258 107V105H257ZM262 108H264L262 105H261ZM260 107V108H261ZM24 108V107H23ZM207 108V109H208ZM214 108V107H213ZM219 108V107H218ZM219 108V109H220ZM224 109V107H222ZM234 108V107H233ZM237 108V107H236ZM240 108V107H239ZM244 108V107H243ZM256 108V107H255ZM19 109V108H18ZM22 109V108H21ZM21 109H19L20 112ZM39 109V108H38ZM188 109V107H187ZM190 109V108H189ZM195 109V108H194ZM197 109V108H196ZM217 109V107H216ZM229 108H227L226 110H228ZM246 109V108H245ZM245 109L243 111H245ZM10 110V109H9ZM12 110V109H11ZM35 110V109H34ZM200 110V111H201ZM212 110V108H211ZM215 111V109H213ZM231 110V109H230ZM251 110V109H250ZM255 110V109H254ZM256 110H258L256 108ZM260 110V109H259ZM258 110V111H259ZM27 111V110H26ZM190 111V110H189ZM189 111H187L189 113ZM203 111V112H204ZM219 111V110H218ZM232 111V110H231ZM237 111V110H236ZM258 111L257 112V115H258ZM34 112V111H33ZM186 112V113H187ZM202 112V111H201ZM216 114H217V111H215ZM224 110H222V114H225L223 113ZM230 112V111H228ZM226 112V114L228 113ZM249 112V111H248ZM252 112H255L253 111L252 109ZM263 112H264V109H263ZM262 112V113H263ZM24 113V112H23ZM191 113V112H190ZM189 113V114H190ZM210 113V112H209ZM208 113V114H209ZM212 113V111H211ZM242 113V112H240ZM17 114V113H16ZM39 114V113H38ZM60 114V113H59ZM63 114V113H62ZM61 114V115H62ZM201 114V113H200ZM206 114V113H204ZM214 114V113H213ZM10 115V114H9ZM8 115V116H9ZM34 115V114H33ZM199 115V113H198ZM210 115V114H209ZM220 114H218L219 116ZM247 115V114H246ZM253 115V114H252ZM256 115V114H255ZM254 115V116H255ZM260 115V113H259ZM263 115V114H262ZM21 117V115H19ZM74 116V115H73ZM214 116V115H213ZM227 116L230 117V115L228 114ZM244 116L241 114V117ZM7 117V116H6ZM18 117V115L16 116ZM32 117V115H31ZM49 117L50 116H46L45 114H41V118L43 119V121H46L47 119L49 120ZM162 117V118H161ZM172 117V116H171ZM212 117V116H211ZM225 117V116H224ZM228 117V118H229ZM233 118V116H231ZM245 117V116H244ZM248 117V116H247ZM258 117V116H257ZM261 117V115H260ZM259 117V118H260ZM61 118V117H60ZM64 118V117H62ZM169 118V117H168ZM182 118V119H183ZM202 118V117H201ZM214 118V117H212ZM218 118V117H217ZM216 118V119H217ZM226 118V117H225ZM224 118V119H225ZM227 118V119H228ZM231 118V119H232ZM238 118V117H237ZM20 119V118H19ZM19 119H16L17 121H19ZM33 119V118H31ZM74 119V118H73ZM199 119V118H198ZM196 119V120H198ZM203 119H204V116H203ZM208 117L206 118V120L204 121H207ZM211 119V118H210ZM219 119V118H218ZM233 119H236L235 117ZM239 120H241L240 118H238ZM5 120V119H4ZM21 120V119H20ZM201 120V119H200ZM230 120V118H229ZM237 120V119H236ZM234 120V121H236ZM253 120V119H252ZM263 120H264V117H263ZM181 121V120H180ZM192 121V120H191ZM208 121H210L208 119ZM214 121H217L214 119ZM212 121V122H214ZM226 122V120H224ZM223 121V122H224ZM255 121V120H254ZM20 122V121H19ZM42 122V121H41ZM57 121H53V123H56ZM63 122V121H62ZM200 123V121H198ZM211 122V121H210ZM211 122V123H212ZM218 122V121H217ZM224 122V123H225ZM229 122V121H228ZM228 122H226L228 124ZM237 122V121H236ZM253 122V121H252ZM256 123L257 122H260V119L258 121H255ZM18 122H16V125H17ZM46 123V122H45ZM48 123V121H47ZM166 123V124H167ZM178 123H179V120H178ZM201 123H206V122H203L201 121ZM215 125H216V122H214ZM242 123V122H241ZM5 124V123H4ZM20 123H18L19 125ZM22 124V123H21ZM213 124V123H212ZM211 124V126H212ZM222 124V123H221ZM220 124V126H221ZM231 124H235L234 122L231 123ZM17 125V126H18ZM164 125V126H163ZM169 124H167L166 126H168ZM176 125V124H175ZM207 125V124H206ZM210 125V124H208ZM230 125V124H229ZM236 125V124H235ZM238 125V124H237ZM243 125V124H242ZM251 125V124H250ZM254 125H256L254 123ZM253 125V127H254ZM259 125V124H258ZM262 125V124H261ZM20 126V125H19ZM178 126H180V123L178 124ZM207 127L205 125H202L200 124V127ZM211 126L209 128H211ZM223 126V125H222ZM226 126V125H224ZM224 126L222 128H224ZM228 126V125H227ZM233 127V125H231ZM2 127V125H1ZM0 127V128H1ZM6 127V126H5ZM50 127V126H49ZM59 126H57L58 128ZM202 127V128H203ZM229 127V126H228ZM236 127V126H235ZM239 126H237L238 128ZM251 127V126H250ZM260 127V126H259ZM173 128V127H172ZM177 128V127H176ZM180 128V127H178ZM182 128V127H181ZM178 129L179 132L181 131L182 133H184L182 130L184 129ZM192 128V127H191ZM208 128V127H207ZM213 128H215L214 126H212V128L210 130H214ZM217 128V127H216ZM219 128V127H218ZM217 128V129H218ZM220 128V129H222ZM236 128V129H237ZM240 128V127H239ZM256 130L255 132H257V129L256 127H254ZM17 129V128H16ZM161 129V128H159ZM163 129V128H162ZM168 129V128H166ZM164 130L162 132V130H160V138L162 137L163 139H165L166 143L168 144L167 142V137L169 135V131L167 130ZM174 129V128H173ZM189 129V128H188ZM185 130V131H188ZM205 128H203L204 130ZM225 129V128H224ZM228 129V128H227ZM253 129V128H252ZM1 130V129H0ZM169 130V129H168ZM172 130V129H171ZM177 130V131H178ZM223 130V129H222ZM228 130H231L230 128ZM234 130V129H233ZM248 130V129H247ZM251 130V128H250ZM17 131V130H16ZM22 130H20L21 132ZM48 131V129H47ZM199 131V130H198ZM206 131V129H205ZM209 131V130H207ZM221 132V130H219ZM235 131V130H234ZM238 131V130H236ZM235 131V133H236ZM259 131V130H258ZM2 132V131H1ZM51 131H49L50 133ZM158 131H155V133L157 134ZM172 132H176V131H172ZM171 134L173 135L174 133ZM180 132V133H181ZM231 132V131H230ZM239 132V131H238ZM237 132V133H238ZM251 132V131H250ZM263 132V130H262ZM6 133V132H5ZM154 133V134H155ZM180 133H176V135L180 134ZM191 133L193 134V138L198 142V143H201L203 141H206L207 138L209 137H205L203 136L202 134H198V132H194L193 131V128H192V131ZM214 135L213 132H210V135ZM253 133V132H252ZM259 133V132H258ZM10 134V133H8ZM7 134V135H8ZM22 134L24 135V133H20L19 136H22ZM64 134V132H63ZM155 134V136H156ZM205 134V133H204ZM209 134V133H207ZM224 134V133H223ZM222 134V136H223ZM226 136L228 133H225ZM230 134V133H229ZM228 134V136H229ZM26 135V134H25ZM35 135V136H36ZM152 135V133H151ZM175 135V134H174ZM206 135V134H205ZM231 135V134H230ZM234 135V134H233ZM243 135V134H242ZM17 136V137H19ZM153 136V135H152ZM191 136V137H192ZM216 136V134L214 135ZM220 136V135H219ZM245 136V135H244ZM247 136V135H246ZM256 136V135H255ZM254 136V137H255ZM259 136V135H258ZM262 136V135H261ZM260 136V137H261ZM7 137V136H6ZM8 137H10L8 135ZM157 137V136H156ZM172 137V136H171ZM178 137V136H176ZM239 138H241L240 136H238ZM238 137H237V140H238ZM249 137V136H248ZM173 138V137H172ZM188 138V137H187ZM218 138V137H216ZM258 138V137H257ZM26 139V138H25ZM220 139H221V136H220ZM227 139V137H226ZM231 139V138H229ZM255 139V138H254ZM264 139V138H263ZM171 140V139H170ZM169 140V141H170ZM174 140V139H173ZM177 140V138L175 139ZM179 140V139H178ZM182 140V139H181ZM210 143L207 142L208 144V148H213L215 149V145H214V139L213 138H210ZM207 140V141H209ZM223 140V139H222ZM243 140V139H242ZM247 140V139H246ZM245 140V141H246ZM250 140V138L248 139ZM261 140V138H260ZM19 141V140H17ZM23 141V140H22ZM25 141V140H24ZM225 141V139H224ZM224 141H221L222 143ZM240 139H239V143H240ZM244 141V140H243ZM243 141H241L242 143H244ZM252 141V140H251ZM254 141V140H253ZM174 142V141H173ZM217 142V141H215ZM220 142V140H219ZM228 142V140H227ZM235 142H237L235 140ZM234 142V143H235ZM258 142V141H257ZM27 143V142H26ZM181 143V142H180ZM232 143V141H231ZM230 143V144H231ZM232 143V144H234ZM240 143V144H242ZM245 143H248V142H245ZM252 143V142H251ZM11 144V143H10ZM23 144V142H22ZM158 144V143H157ZM225 144V142L223 143ZM231 144V146H232ZM259 145L260 144H263V143H258ZM8 145V144H7ZM12 145V144H11ZM118 145V144H117ZM164 145V144H163ZM166 145V144H165ZM177 145H178V142H177ZM181 145V144H180ZM183 145V144H182ZM186 145V144H185ZM197 145V144H196ZM227 145V144H226ZM237 145V144H236ZM247 145V144H246ZM254 145V143H253ZM13 146V145H12ZM25 146V145H24ZM189 146V145H188ZM214 146V147H213ZM228 148L230 145H227ZM230 146V147H231ZM238 146V145H237ZM175 147V146H174ZM182 147V146H180ZM179 147V148H180ZM186 147V146H184ZM183 147V148H184ZM197 147V146H196ZM200 147V146H199ZM219 147V146H217ZM235 147V145H234ZM249 148H247V151L249 152L248 149H250V146H248ZM253 147V146H252ZM263 147V146H262ZM1 148V147H0ZM12 148V147H11ZM10 148V149H11ZM26 148V147H24ZM160 148V147H159ZM166 148V147H165ZM169 148V147H168ZM179 148H177L179 150ZM190 148V147H189ZM205 148V147H204ZM206 147V149H208ZM223 148V147H222ZM239 148V147H238ZM237 148V149H238ZM243 148V146H242ZM241 148V149H242ZM259 148H261L259 146ZM257 148V149H259ZM9 149V147L7 148V150ZM28 149V148H27ZM123 149V150H122ZM134 149V148H132ZM141 149V151H140ZM155 151H154V150ZM170 149V148H169ZM205 149V150H206ZM227 149V148H226ZM230 149V148H229ZM246 149V148H245ZM255 147H254V152H255ZM256 149V150H257ZM21 150V148H20ZM45 150V151H46ZM98 150V151H97ZM101 150V151H100ZM121 150V151H120ZM148 150H152L154 153H151L149 155V151ZM171 150V149H170ZM173 150V149H172ZM220 150V148L218 149ZM236 150V149H235ZM261 150V149H260ZM259 150V151H260ZM10 151V150H9ZM100 151V152H99ZM132 151V150H131ZM158 151V150H157ZM173 151H177V150H173ZM186 151V150H184ZM190 151H193L192 153L195 155L198 154V155H201V159L202 161H207L206 159H204V155H205V151L204 149L202 148H194L193 145L190 149ZM216 151V150H215ZM214 151V152H215ZM221 151V150H220ZM228 151V150H227ZM227 151H223V152H226V155H227ZM231 151V149H230ZM233 151V150H232ZM231 151V153H232ZM237 151V150H236ZM263 151V149L261 150ZM28 152V151H27ZM44 153V151H42ZM168 152V151H166ZM172 152V151H171ZM195 152V153H194ZM213 152V151H212ZM239 152H242L243 151H239ZM106 153V152H105ZM123 154L125 152H122ZM129 153V152H128ZM127 153V154H128ZM176 153V152H174ZM188 153V151H187ZM249 153H252V152H249ZM3 154V153H1ZM29 154V153H27ZM184 154V152H183ZM182 154V156H184ZM213 154V153H212ZM216 154V152L214 153ZM213 154V155H214ZM235 154V153H234ZM246 154V152L244 153V155ZM259 154V153H257ZM104 155V154H103ZM120 155V154H119ZM164 155V154H163ZM167 155V154H166ZM180 155V154H178ZM194 155H192L194 157ZM221 155V154H220ZM238 153L236 154V156L238 157ZM243 155V154H242ZM243 155V156H244ZM262 155V153H261ZM260 155V156H261ZM264 155V154H263ZM262 155V156H263ZM65 156V154H64ZM121 156V155H120ZM208 156V155H207ZM217 156V155H216ZM228 156V155H227ZM240 156V155H239ZM248 156V154L246 155ZM244 156V157H246ZM252 156V155H251ZM250 156V157H251ZM254 157H256V153L255 155H253ZM259 156V158H260ZM16 157V156H15ZM50 157V156H49ZM108 157V156H107ZM119 157V156H118ZM127 157V156H126ZM166 157V156H165ZM173 159L174 157L171 156ZM176 159L178 158L177 156H175ZM185 157V156H184ZM196 157V155H195ZM210 157V156H208ZM219 157V156H218ZM249 157V156H248ZM17 158V157H16ZM32 158V157H31ZM162 158V157H161ZM160 158V159H161ZM197 158V157H196ZM195 160H198L196 159ZM207 158V157H206ZM231 159H233V157H230ZM229 158V159H230ZM240 157L237 158V160L239 159ZM258 158V156H257ZM262 158V157H261ZM12 159V158H11ZM168 159V158H167ZM186 159V158H184ZM182 158V160H184ZM200 159V158H199ZM210 159V158H209ZM208 159V160H209ZM235 159V158H234ZM242 159V158H240ZM239 159V160H240ZM250 159V158H249ZM252 159V157H251ZM255 159V158H254ZM124 160V159H122ZM143 160V159H142ZM143 160V161H144ZM163 159H161L160 161H162ZM179 160V159H177ZM216 160V159H215ZM214 160V162H215ZM244 160V159H242ZM260 160V159H259ZM264 160V159H263ZM91 161V160H90ZM171 161V160H170ZM201 161V162H202ZM232 161V160H231ZM236 161V160H235ZM251 161V160H250ZM21 162V161H20ZM69 162V161H68ZM148 162V163H149ZM153 162V161H152ZM159 162V161H158ZM163 162V161H162ZM161 162V163H162ZM193 162V161H192ZM197 162V161H196ZM199 162V163H201ZM221 162V161H220ZM242 163V161H240ZM246 162V161H245ZM4 163V162H3ZM52 163V162H51ZM88 163V162H87ZM91 163V162H90ZM120 163V162H119ZM147 163V164H148ZM188 163V162H187ZM206 163V162H205ZM238 163V162H237ZM253 163V161H252ZM262 163V161H261ZM156 164H158L156 162ZM164 164V163H162ZM171 164V163H170ZM178 166L180 165L179 162L177 163ZM186 164V163H185ZM192 164V163H190ZM223 165V163H221ZM228 166H229V163H227ZM232 164V163H230ZM244 164V163H243ZM251 164V163H250ZM259 164V163H258ZM106 165H108L106 163ZM111 165V166H112ZM144 165V163L142 164ZM168 165V164H167ZM184 166V164H182ZM193 165H197L195 167H198L199 164H193ZM191 165V166H193ZM204 165V164H202ZM201 165V166H202ZM207 165H211V164H208L207 162ZM252 165V164H251ZM256 164H253V167L255 166ZM263 165V164H262ZM5 166V165H4ZM42 166V164H41ZM41 166H38V167H41ZM141 166V165H139ZM151 166V165H150ZM149 166V167H150ZM174 166H176L174 164ZM199 165V167H201ZM206 166V165H205ZM205 166H202V167H205ZM226 166V165H225ZM235 166V164H234ZM233 166V167H234ZM239 166V164H238ZM248 167V165H246ZM250 166V165H249ZM94 167V166H93ZM98 168V166H96ZM148 167V166H147ZM161 167L165 168L164 166L161 165ZM198 167V168H199ZM201 167V168H202ZM217 167V166H216ZM219 167V165H218ZM231 167V166H230ZM242 167V166H241ZM239 167V169L241 168ZM245 167V166H244ZM252 167V166H251ZM250 167V168H251ZM252 167V168H253ZM257 167V166H256ZM255 167V169H256ZM264 167V166H263ZM95 168V169H97ZM137 168V167H136ZM145 168V167H144ZM155 169L156 168H159V167H154ZM174 169V167H172ZM171 168V170H172ZM176 168V167H175ZM179 168V167H178ZM177 168V169H178ZM189 168V167H188ZM186 168V169H188ZM211 168V166H210ZM224 168V166H223ZM226 168V167H225ZM248 169L249 171L252 169ZM259 167H257L258 169ZM17 169V168H16ZM39 169V168H38ZM37 169V170H38ZM91 169V168H90ZM112 169V168H111ZM147 169V168H146ZM153 169V168H152ZM177 169L176 172H177ZM182 169V167H181ZM180 169V170H181ZM185 169V168H184ZM193 169V168H192ZM191 168L190 170L193 171ZM196 169V168H195ZM227 169L229 170L230 168H226L224 171H227ZM233 169V168H232ZM242 171H243V168H241ZM93 170V169H92ZM148 170V169H147ZM183 170V169H182ZM189 170V172H191ZM204 170V169H203ZM207 170H209L207 168ZM231 170V169H230ZM234 170V169H233ZM231 170V171H233ZM237 170V169H235ZM254 170V169H253ZM252 170V171H253ZM260 170V169H259ZM12 171V170H11ZM39 171V170H38ZM70 171V170H69ZM102 171V170H101ZM137 171V169L135 170V172ZM138 171H140V169H138ZM137 171V172H138ZM149 171V170H148ZM209 171H213V170H209ZM217 171V170H216ZM216 171H213V176H214V172ZM229 172L231 174H233L232 172ZM241 171V172H242ZM246 171V170H245ZM244 171V172H245ZM255 171V170H254ZM253 171V173H254ZM262 171V170H261ZM65 172V171H64ZM83 172V171H82ZM87 172V171H86ZM105 172H106V169H105ZM108 172V171H107ZM145 172V171H144ZM147 172V171H146ZM151 172V171H150ZM149 172V173H150ZM157 172V171H155ZM182 172V171H181ZM204 172V171H203ZM219 172V171H218ZM218 172H216L218 174ZM223 172V170H222ZM237 172H239V170H237ZM240 172V173H241ZM256 172V171H255ZM263 172V171H262ZM31 173V172H30ZM54 173V172H53ZM69 173V172H68ZM98 172H93L90 170L89 172V176L90 177H95L97 175ZM110 173V172H109ZM109 173H106L108 174L109 176ZM153 173V172H152ZM159 173V171H158ZM168 173V172H166ZM193 173V172H192ZM200 173V172H199ZM205 173V172H204ZM227 177H228V172H225ZM224 173V174H225ZM251 172V175L253 174ZM260 173V172H258ZM36 174V173H35ZM84 174V173H83ZM100 174V173H99ZM113 174H112V177H113ZM141 174H144L143 173V170H142V173ZM151 174V173H150ZM173 174V173H172ZM182 174V173H181ZM180 174V175H181ZM206 174L207 171H206ZM215 174V175H217ZM223 174V175H224ZM229 174V175H231ZM242 174V173H241ZM246 174V172H245ZM256 173H254L255 175ZM68 175V174H67ZM78 175V174H77ZM111 175V174H110ZM137 175V174H136ZM148 175V174H147ZM146 175V176H147ZM155 175V174H154ZM162 175V174H160ZM164 175V174H163ZM163 175L161 176V178L163 177ZM169 175V173H168ZM197 175V174H196ZM199 175V174H198ZM197 175V176H198ZM220 175V174H218ZM248 176V173L246 174ZM54 176V175H53ZM80 176V175H79ZM78 176V177H79ZM88 176V178H89ZM98 176V175H97ZM101 176V175H100ZM140 176V173L139 175ZM145 174L143 176L146 177ZM150 175H148L149 177ZM171 178L172 176L169 175ZM176 176V175H174ZM173 176V179H175ZM187 176V175H186ZM203 176V174H202ZM207 176V175H206ZM205 176V177H206ZM236 176V175H234ZM253 176V175H252ZM262 177V175H260ZM58 177V175H57ZM76 177V176H75ZM76 177V178H78ZM86 177V175H85ZM146 177V178H148ZM154 177V176H153ZM156 177V176H155ZM200 177V176H199ZM210 177V176H209ZM208 177V178H209ZM223 177H226V176H223ZM232 177V176H231ZM238 177V176H237ZM259 177V176H258ZM41 178V177H40ZM80 178V177H79ZM99 178V177H98ZM101 178L100 177V181H101ZM107 178V176H106ZM136 178V176H135ZM142 178V176L140 177ZM151 178V176H150ZM188 178V177H187ZM191 178V177H190ZM189 178V179H190ZM198 178V177H196ZM195 178V179H196ZM201 178V177H200ZM199 178V179H200ZM207 178V179H208ZM240 178L241 175H240ZM245 178V177H243ZM263 178V177H262ZM107 179V180H108ZM159 179V178H157ZM166 179V178H164ZM168 179V177H167ZM166 179V180H167ZM185 177H184V181H185ZM214 179V178H212ZM222 179V178H221ZM232 179V178H231ZM234 179V178H233ZM249 179V178H248ZM253 179V177H252ZM260 179V178H259ZM58 180V179H57ZM138 180V178H137ZM141 180V179H140ZM139 180V182H141ZM148 180V179H147ZM176 180V179H175ZM217 180V179H216ZM223 180V179H222ZM229 180V179H228ZM236 180V179H235ZM238 180V179H237ZM23 181V180H22ZM100 181H98L100 183ZM117 181L113 182V184L116 186V183ZM129 181V180H127ZM127 181H123L124 182H127ZM165 181V180H164ZM163 181V182H164ZM178 181V180H176ZM187 181V180H186ZM195 181V180H193ZM198 181V180H196ZM195 181V182H196ZM205 181V179H204ZM207 181V180H206ZM218 181H221L218 179ZM245 181H248L245 179ZM251 181V179H250ZM253 181V180H252ZM251 181V183H252ZM257 181L258 178H257ZM262 181V180H261ZM260 181V182H261ZM87 182V181H86ZM85 182V183H86ZM103 182H104V179H103ZM106 182V181H105ZM108 182V181H107ZM132 182V181H131ZM134 182H135V179H134ZM149 182L151 183V181L149 180ZM155 180L152 182L154 183ZM162 184H165V182ZM169 182L170 179H169ZM168 182V183H169ZM179 182V181H178ZM177 182V183H178ZM208 182V181H207ZM212 182H214L212 180ZM227 182V181H226ZM230 182V181H229ZM236 183H238L237 181H235ZM234 182V183H235ZM239 182H242L241 180ZM264 182V181H262ZM96 183V182H95ZM121 183V182H120ZM145 183V182H144ZM143 183L144 186L148 185L150 186L149 184L146 183V185ZM159 183V182H157ZM175 182V185L177 184ZM179 183H182V182H179ZM189 183V182H188ZM205 183V182H204ZM210 183V181H209ZM215 183V182H214ZM217 184L218 183H221V182H216ZM223 183L225 184V182L223 181ZM228 183V182H227ZM226 183V185H227ZM246 183V182H244ZM249 183V182H248ZM250 183V184H251ZM88 184V183H87ZM105 184V183H104ZM108 184V183H107ZM108 184V186L110 185ZM130 184V183H129ZM134 184V183H133ZM131 184V185H133ZM138 184V183H137ZM140 184V183H139ZM156 184V182H155ZM161 184V183H159ZM190 184V183H189ZM192 184V182H191ZM190 184V186H191ZM201 182L197 185L201 186L200 185ZM206 184V183H205ZM223 184V185H224ZM230 184V183H229ZM255 184V183H254ZM77 185V184H76ZM84 185V182L83 184L81 185L84 189H87L88 186L86 185L85 187L83 186ZM102 185V184H101ZM142 185V184H140ZM153 186H155L154 184H152ZM157 185V184H156ZM166 185V184H165ZM172 185V183H171ZM183 185V184H182ZM204 184H202L203 186ZM231 185V184H230ZM233 185V184H232ZM231 185V186H232ZM239 185V184H238ZM237 185V186H238ZM253 185V183H252ZM79 186V185H78ZM99 186V185H98ZM105 186V185H104ZM113 186V185H111ZM145 187V188H150V187ZM158 186V185H157ZM163 186V185H162ZM162 186L160 187V189L162 188ZM173 186V185H172ZM213 186V185H212ZM216 186V185H215ZM214 186V187H215ZM229 186V188L231 187ZM235 186V185H233ZM244 186V184H243ZM263 186H264V183H263ZM47 187V186H46ZM45 187V188H46ZM103 187V185H102ZM107 187V186H106ZM124 188H129L128 185H123ZM194 187V186H193ZM192 187V188H193ZM212 187V188H214ZM217 187V186H216ZM228 186H226L227 188ZM248 186L246 185V188ZM55 188V187H54ZM104 188V187H103ZM116 188V187H114ZM134 188V187H132ZM138 188V187H137ZM142 188V187H141ZM144 188V189H145ZM157 188V187H156ZM204 188V187H203ZM202 190H206V189H203ZM210 188H211V185H210ZM209 188V189H210ZM238 189V187H235ZM251 188V187H250ZM70 189V188H69ZM90 189V188H89ZM95 189V188H93ZM92 189V190H93ZM109 189V188H108ZM136 189V188H135ZM135 189H133L135 191ZM140 189V187H139ZM138 189V190H139ZM155 189V188H154ZM168 189V188H167ZM195 189V187H194ZM209 189L207 191H209ZM219 190V188H217ZM222 189V187L220 186V190ZM252 189V188H251ZM250 189V191H251ZM264 189V188H263ZM59 190V187L58 189ZM90 190V191H92ZM106 190V188H105ZM129 190V189H128ZM127 190V191H128ZM131 190V189H130ZM158 190V188H157ZM171 190V189H170ZM168 189V191H170ZM187 190V189H186ZM197 191L199 190L198 188L196 189ZM202 190H200V193L202 192ZM240 189H238V192H239ZM245 190V189H244ZM242 190V191H244ZM254 190V189H252ZM63 191V190H62ZM65 191V189H64ZM71 191V190H70ZM69 191V192H70ZM86 191V190H85ZM99 191V190H98ZM96 190V192H98ZM104 191V190H103ZM133 191V192H134ZM162 191V190H161ZM206 191V192H207ZM212 191V190H211ZM224 191V190H222ZM227 191V190H226ZM241 191V190H240ZM249 191V190H247ZM255 191V190H254ZM253 191V192H254ZM259 191V190H258ZM257 191V193H258ZM66 192V191H65ZM88 192V190H87ZM102 192V191H101ZM109 192H110V189H109ZM117 192V190H116ZM137 192V190L135 191V193ZM150 192V191H149ZM188 192V191H187ZM216 192V191H215ZM227 192H230V191H227ZM227 192H224L226 193V196H227ZM235 192V191H234ZM237 192V191H236ZM264 193V191H262ZM261 192V193H262ZM84 193V192H83ZM82 193V194H83ZM111 193V192H110ZM110 193H106L108 196H110L109 194ZM129 193V192H128ZM152 193H153V190H152ZM151 193V194H152ZM155 193V192H154ZM170 193V192H169ZM168 193V195H170ZM173 193V192H172ZM188 193H191L190 191ZM211 193V192H210ZM221 193V192H220ZM223 193V192H222ZM241 193V192H240ZM243 193V192H242ZM256 193V192H255ZM254 193V194H255ZM86 194V193H85ZM104 195L103 193H100V195ZM133 193H131L132 195ZM143 194V192H142ZM140 194V196L142 195ZM149 194V193H148ZM160 194V192H159ZM163 194L164 191H163ZM183 194V193H182ZM192 194H194V190L192 192ZM216 194V193H215ZM235 194H238V193H234ZM248 194V192L246 193ZM245 194V195H246ZM253 194V196H254ZM260 194V193H258ZM256 194V196L258 195ZM81 195V194H80ZM99 195V193H98ZM124 195V193H123ZM143 195H147L146 192L143 194ZM153 195H156V194H153ZM161 195V194H160ZM166 195V194H165ZM186 195V194H185ZM240 195V194H238ZM243 195V194H242ZM261 195V194H260ZM259 195V196H260ZM87 196V195H86ZM90 196V195H89ZM88 196V197H89ZM118 198H119V195H117ZM122 196V194H121ZM133 196V195H132ZM159 197V195H156ZM173 196V195H171ZM184 196V195H183ZM182 196V197H183ZM187 196V195H186ZM192 196V195H191ZM189 195V197H191ZM196 195L194 194L192 197H193V200H194V197ZM201 195H199L200 197ZM210 196V195H208ZM219 196V195H218ZM233 196V194H231V197ZM250 196V195H249ZM255 196V200L257 199ZM263 196V195H262ZM125 197V196H124ZM145 197V196H144ZM148 197V195H147ZM151 197V196H150ZM170 197V196H169ZM224 197V196H223ZM258 197V196H257ZM95 198V197H94ZM112 198V196H111ZM110 198V199H111ZM116 198V197H115ZM131 198V197H130ZM135 198V196H134ZM160 198V197H159ZM158 198V201H160V199ZM161 198H162V195H161ZM164 198V197H163ZM168 198V196H167ZM188 198V197H187ZM196 198V197H195ZM218 198V197H217ZM228 198H230L228 196ZM240 198L237 197V199ZM247 198V197H246ZM251 198V197H250ZM85 199V198H84ZM138 199V198H137ZM146 199V198H145ZM148 199V198H147ZM146 199V201H147ZM153 199V198H152ZM214 200V198H212ZM241 199V198H240ZM86 200V199H85ZM92 200V199H91ZM99 200V199H97ZM113 200V198H112ZM120 200V199H119ZM118 200V201H119ZM130 200V199H128ZM140 200V199H139ZM142 200V199H141ZM140 200V201H141ZM149 200V199H148ZM168 200L170 201V198H168ZM172 200V199H171ZM176 200V198H175ZM189 200V199H188ZM188 200H185V201H188ZM239 200V199H238ZM245 199H242L241 201L245 202L244 201ZM261 200V199H260ZM88 201V200H87ZM86 201V202H87ZM167 201V202H169ZM182 201V199H181ZM191 201H192V198H191ZM200 202V200H198ZM208 203H209V199L207 200ZM212 202V200H210ZM224 201V200H222ZM228 200H226V203H227ZM231 202V199L229 200ZM240 201V202H241ZM248 201V199H247ZM247 201L245 203H247ZM85 202V203H86ZM89 202V201H88ZM87 202V204H88ZM98 202V201H97ZM117 202V200H116ZM121 202V201H120ZM129 202V201H128ZM132 202V201H131ZM142 202V201H141ZM150 202H153L152 200H150ZM162 202V201H161ZM159 202V204L161 203ZM197 202V201H196ZM237 202V201H236ZM249 202V201H248ZM260 202V201H259ZM264 203V200L262 201ZM59 203V202H58ZM95 202H93V205H94ZM112 203V201H111ZM130 203V202H129ZM155 204V202H153ZM152 203V204H153ZM176 203V202H175ZM186 205L187 202H185ZM193 203V201H192ZM195 203V201H194ZM205 203V202H204ZM223 203V202H221ZM54 204V203H53ZM116 204V203H115ZM143 204V203H142ZM153 204V205H154ZM196 204V203H195ZM200 205H203V202L202 204L199 203ZM198 204V206H199ZM213 204V203H212ZM220 204V203H219ZM249 204V203H247ZM258 204V203H256ZM255 204V205H256ZM58 205V204H57ZM92 205V204H91ZM97 205V203H96ZM121 205V203H120ZM158 205V204H156ZM162 205V204H161ZM167 205V204H166ZM173 205V204H172ZM180 206V204H178ZM206 205V204H205ZM236 205V203H235ZM240 205H244V204H240ZM261 205V204H260ZM115 206V205H114ZM113 206V207H114ZM117 206V205H116ZM150 206V205H149ZM208 205H206L205 207H207ZM228 206V204H227ZM229 206L231 207V203L229 204ZM233 206V205H232ZM237 206V205H236ZM236 206H233L234 208ZM245 206V205H244ZM248 206V205H247ZM257 206V205H256ZM263 206V205H262ZM147 207V206H146ZM159 207V205H158ZM165 206H161V208H163ZM184 207V205H183ZM196 207V206H195ZM200 207V206H199ZM202 207V206H201ZM220 207V206H219ZM230 207H227V208H230ZM243 207V206H241ZM252 207V206H251ZM250 205H249V208H251ZM258 207V206H257ZM160 208V209H161ZM166 208V207H165ZM165 208H163L162 210H165ZM187 208V207H185ZM194 208V207H193ZM203 208V207H202ZM223 208V207H222ZM226 208V209H227ZM236 208H239V206H237ZM235 208V210L237 211V209ZM245 207H243L244 209ZM51 209V207H50ZM114 210V208H112ZM179 209V208H178ZM189 209V208H188ZM186 209V212L187 210ZM197 209V208H195ZM194 209V210H195ZM205 209V208H204ZM211 209V208H210ZM213 209V207H212ZM219 209V208H218ZM116 210V209H115ZM114 210V211H115ZM157 210V209H155ZM169 211V209H166ZM181 210V209H179ZM183 210V208H182ZM185 210V209H184ZM183 210V211H184ZM191 210V209H190ZM193 210V209H192ZM200 210V209H199ZM217 210V209H216ZM230 210V209H229ZM232 210V209H231ZM230 210V211H231ZM241 210V209H239ZM256 210V208L254 209V211ZM261 210V209H259ZM263 210V209H262ZM55 211V209H54ZM167 211V212H168ZM172 211V210H170ZM208 211V210H207ZM211 211V210H210ZM218 211V210H217ZM221 211V210H220ZM223 211V210H222ZM221 211V212H222ZM243 211V210H242ZM241 211V212H242ZM253 211V212H254ZM264 211V210H263ZM262 211V212H263ZM117 212V210L115 211ZM126 212V211H125ZM160 212V211H158ZM173 212V211H172ZM177 212V211H176ZM219 212V211H218ZM220 212V213H221ZM244 212V211H243ZM249 212V211H248ZM256 212H258L256 210ZM52 213V212H51ZM108 213V212H107ZM113 213V212H112ZM120 214V212H118ZM117 213V214H118ZM166 213V212H164ZM178 213V212H177ZM181 213H183L181 211ZM193 213V212H192ZM203 213V212H202ZM212 213V212H211ZM210 213V214H211ZM224 213V212H222ZM221 213V215H222ZM233 213V211H232ZM85 214V213H84ZM118 214V215H119ZM167 214V213H166ZM175 214V213H174ZM185 214V213H183ZM213 214V213H212ZM235 214V213H233ZM238 214V213H237ZM234 215V216H237ZM242 214H245V213H242ZM110 215H111V211H110ZM116 215V214H115ZM180 216V213L177 214ZM175 215V216H177ZM187 215V214H186ZM199 215V214H198ZM202 215V214H201ZM225 215V214H223ZM240 215V214H239ZM248 215L245 214V216ZM257 215V214H256ZM260 215V214H259ZM264 215V214H263ZM46 216V215H45ZM168 216V215H167ZM193 216V215H192ZM210 216V215H209ZM228 216V215H227ZM230 216V215H229ZM228 216V217H229ZM242 216V215H241ZM255 216V215H254ZM174 217V216H173ZM171 217V218H173ZM195 217V216H194ZM197 217V216H196ZM200 217V216H199ZM212 217V215H211ZM210 217V218H211ZM243 217V216H242ZM258 218L260 216H257ZM262 217L264 216H261V219ZM58 218V217H57ZM183 218H185V216H183ZM182 218V219H183ZM222 218V216H221ZM237 218V217H236ZM240 218V217H239ZM238 218V219H239ZM244 218V217H243ZM81 219V218H80ZM84 219V218H83ZM88 219V217H87ZM110 219V218H109ZM119 218H117L118 220ZM176 219V218H175ZM181 219V218H180ZM181 219V220H182ZM186 219V218H185ZM191 219V217H190ZM233 219V218H232ZM229 220V221H232ZM257 219V218H256ZM103 220V219H102ZM116 220V221H117ZM174 220V218H173ZM176 220H179V219H176ZM193 220V217L192 219ZM200 220V219H199ZM204 220V219H202ZM201 220V221H202ZM207 220V219H206ZM212 219H210L211 221ZM227 219H225L226 221ZM240 220H243L240 218ZM247 220V217L246 219ZM85 221L87 220H84V223ZM119 221V220H118ZM189 221V220H188ZM198 221V220H197ZM213 221V220H212ZM236 221V220H235ZM248 221L249 218H248ZM257 221V220H256ZM184 222V221H183ZM182 222V223H183ZM208 222V221H206ZM205 222V223H206ZM241 222H244V221H241ZM252 220L250 221V224H251ZM104 223L106 224V222L104 221ZM102 223V224H104ZM112 223V222H111ZM117 223V222H116ZM180 223V221H179ZM237 223V221H236ZM248 223V222H247ZM247 223H245L247 225ZM110 224V222L108 223ZM186 224V222H185ZM191 224V223H189ZM200 224V223H199ZM213 224V223H212ZM250 224L248 225V227L250 226ZM84 225V224H83ZM94 225V224H93ZM135 225V224H134ZM187 225V224H186ZM184 225V227L186 226ZM225 225V224H224ZM228 225V223L226 224ZM242 225V224H241ZM240 225V226H241ZM262 225V224H261ZM82 226V225H81ZM88 226V225H87ZM121 226V225H119ZM118 226V227H119ZM123 226V224H122ZM170 226V225H169ZM177 226V222H176V225ZM181 226V225H179ZM197 226V225H196ZM195 225L193 226L194 229L196 227ZM211 226V225H210ZM244 226V224H243ZM91 227V226H90ZM96 227V226H95ZM98 228V227H97ZM107 228H109V226H107ZM105 228V226L103 225H99V229H107ZM116 228V227H115ZM122 228V227H120ZM172 228H175V227H172ZM186 228V227H185ZM189 228V227H188ZM231 228V227H230ZM250 228V227H249ZM261 228V226H260ZM93 231H94V228H92ZM112 229V228H110ZM117 229V228H116ZM187 229V228H186ZM193 229V228H192ZM190 229V231L192 230ZM74 230V229H73ZM118 230V229H117ZM116 230V231H117ZM177 230V231H176ZM173 229V231L175 232H178V228L177 229ZM180 230V228H179ZM185 230V229H184ZM197 230V228H196ZM200 230V228L198 229ZM234 230V229H233ZM238 230V228H237ZM262 230V228H261ZM103 231V230H102ZM114 231V230H113ZM119 231H121V229H119ZM186 231V230H185ZM189 231V233H190ZM195 231V230H194ZM193 231V233H194ZM236 231V230H235ZM242 231V229H241ZM77 232V231H76ZM104 232H107L108 234L111 233V230L107 229V231L105 230ZM181 232V231H179ZM188 232V231H186ZM197 232V231H195ZM199 232V231H198ZM197 232V233H198ZM233 232V231H232ZM238 232V231H237ZM250 232V231H249ZM262 232H264V230H262ZM94 233V232H93ZM101 233V232H100ZM113 233V232H112ZM116 233V232H115ZM192 233V234H193ZM239 233V232H238ZM118 234V232H117ZM173 235V233H171ZM176 234V233H175ZM180 234V233H178ZM178 234H177V237H178ZM236 234V233H235ZM71 235V234H70ZM102 235V234H101ZM114 235V233H113ZM119 235V234H118ZM182 235V234H180ZM191 235V234H189ZM260 235V234H259ZM106 237V235H103ZM112 236V234H111ZM111 236H108V237H111ZM153 236V235H152ZM175 236V235H174ZM183 236V235H182ZM235 236V235H234ZM240 236V235H238ZM260 236H263V234H261ZM259 236V237H260ZM97 237V236H96ZM102 237V236H101ZM106 237V238H108ZM170 237V236H169ZM187 237V236H186ZM191 237V236H190ZM99 238V237H98ZM112 238V237H111ZM118 237H116L117 239ZM174 238V237H173ZM176 238V237H175ZM174 238V240H176ZM180 238V236H179ZM235 238V237H234ZM237 238V237H236ZM248 238L250 239V237L248 236ZM109 239V238H108ZM113 239V238H112ZM184 239V237H183ZM186 239V238H185ZM184 239V240H185ZM262 239V238H261ZM105 240V239H103ZM111 240V239H110ZM180 240V239H179ZM236 240V239H235ZM234 240V241H235ZM107 241V240H106ZM114 241V240H113ZM182 241V240H180ZM186 241V240H185ZM190 241V240H189ZM239 242V241H237ZM107 243V242H106ZM233 243V242H232ZM264 243V241H263ZM241 244V243H240ZM177 246V243L175 244ZM239 246V245H237ZM180 247V246H179ZM229 247V246H228ZM234 247V246H233ZM242 247V246H241ZM230 248V247H229ZM240 248V246L238 247V249ZM178 249V248H177ZM231 251V250H230ZM172 253V252H171ZM173 254V253H172ZM175 254V253H174ZM99 255V254H98ZM170 258V257H169ZM175 258V257H174ZM177 258V257H176ZM181 258V257H180ZM174 261V260H173ZM178 261H175V263H177Z\"/></svg>","mask_w":264,"mask_h":264}]
</instances>
